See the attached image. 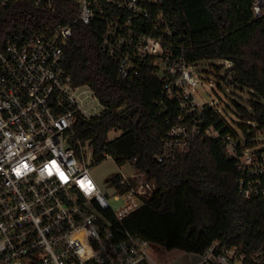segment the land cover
I'll list each match as a JSON object with an SVG mask.
<instances>
[{"label":"built area","instance_id":"built-area-1","mask_svg":"<svg viewBox=\"0 0 264 264\" xmlns=\"http://www.w3.org/2000/svg\"><path fill=\"white\" fill-rule=\"evenodd\" d=\"M10 1L0 0V13ZM71 1L79 7L72 21L12 33L0 45V264H137L150 255L152 243L124 221L154 195L156 182L136 167L137 157L126 160L133 170L117 173L116 182L112 177L115 197L123 200L114 209L91 173L92 150L84 146L79 156L71 142L78 114L105 109L89 85L73 84L64 66L78 22L102 23L101 48L117 62L120 78L154 67L164 79L175 122L153 160H175L197 139H213L236 159L240 193L264 196V147L257 137L264 128L250 146L238 117L230 118L215 97L205 99L202 60L188 58L165 0ZM33 4L57 9L56 0ZM252 9L263 15L264 0H254ZM203 255L213 264H249L238 246L219 241Z\"/></svg>","mask_w":264,"mask_h":264},{"label":"trees","instance_id":"trees-1","mask_svg":"<svg viewBox=\"0 0 264 264\" xmlns=\"http://www.w3.org/2000/svg\"><path fill=\"white\" fill-rule=\"evenodd\" d=\"M253 1L165 0L188 58L230 61L232 81L259 96L251 101V110L235 103L250 146L256 144V129L264 128V14L255 16ZM56 5V11L49 12L33 0L10 1L0 13V45L12 33L68 23L78 14L74 1L56 0ZM102 28L99 21L75 23L66 48L64 66L73 84L89 85L105 106L92 117L77 115L71 142L79 156L88 145L93 164L105 160L107 153L119 164L137 157L136 167L156 182L154 195L124 226L167 249L204 254L219 241L238 246L249 264L259 262L252 258L255 254L264 260V196L246 198L240 193L236 159L213 139H197L175 160L152 159L175 122V103L165 97L164 79L154 67L134 79L119 77L117 62L101 48ZM207 113L213 111L208 108ZM114 129L121 133L111 138ZM113 181H118L116 176Z\"/></svg>","mask_w":264,"mask_h":264},{"label":"rangeland","instance_id":"rangeland-1","mask_svg":"<svg viewBox=\"0 0 264 264\" xmlns=\"http://www.w3.org/2000/svg\"><path fill=\"white\" fill-rule=\"evenodd\" d=\"M232 66L233 64L225 59L202 60L198 68L201 71L200 73L203 72V80L206 82V85H200V88L203 91L205 99L215 97L217 103L226 111L225 113H228L230 118L234 119V116H237V120L242 121L241 116L237 114L236 101H239L251 110V101L258 100L259 96L248 87H242L232 81L233 72L230 71ZM211 82H213V84ZM100 110L101 107L99 106L97 111ZM120 133L121 131L114 129L109 133V137L114 138ZM257 135V137H259V147H264V132H259ZM90 168L93 177L107 194L110 205L114 209H119L123 205V200L122 198L116 199L115 197L116 194L112 177L120 171L131 172L133 170L132 166L129 163L119 164L113 158H106L99 164H92ZM159 249L167 251V248L161 245L151 244L149 247V254L157 258V262L159 258H162L159 254ZM252 258L264 263V260L259 254L253 255Z\"/></svg>","mask_w":264,"mask_h":264},{"label":"crops","instance_id":"crops-1","mask_svg":"<svg viewBox=\"0 0 264 264\" xmlns=\"http://www.w3.org/2000/svg\"><path fill=\"white\" fill-rule=\"evenodd\" d=\"M152 245L160 246L159 244L153 243ZM158 251L160 256H162V258L158 259V262L156 261L157 258L149 255V257L142 259L137 264H213L205 260L204 255L198 252L183 251L177 248L167 249V251L159 249Z\"/></svg>","mask_w":264,"mask_h":264}]
</instances>
